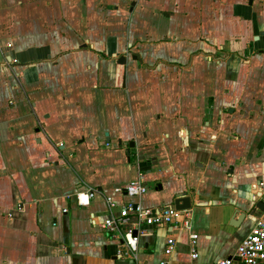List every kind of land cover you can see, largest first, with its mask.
<instances>
[{"label":"crops","instance_id":"1","mask_svg":"<svg viewBox=\"0 0 264 264\" xmlns=\"http://www.w3.org/2000/svg\"><path fill=\"white\" fill-rule=\"evenodd\" d=\"M139 178L144 209L190 197L192 228L132 253L97 225ZM262 184L264 0H0V264H217Z\"/></svg>","mask_w":264,"mask_h":264},{"label":"built area","instance_id":"2","mask_svg":"<svg viewBox=\"0 0 264 264\" xmlns=\"http://www.w3.org/2000/svg\"><path fill=\"white\" fill-rule=\"evenodd\" d=\"M10 46V43H8ZM259 191H264V184ZM117 194H122L132 201L123 205L118 216H111L103 223L97 225L99 228L115 237L123 239V245L128 251L136 253L138 251L139 238L145 233L146 226L164 227L172 226L176 231L183 228L190 230L192 228V218L190 210H177L174 205H170L161 210L144 209L141 205L136 204L133 200L143 197L148 188L142 178L131 182L125 188H117ZM94 190L88 192H78L77 202L79 206L86 207L90 199L95 196ZM107 203L110 211L117 207L113 197H107ZM135 206H137L135 208ZM23 205L19 204L18 209L22 210ZM68 212L67 209L64 210ZM137 232V237L134 236ZM191 257L198 260V236H190ZM176 250V240L170 236L165 248V256L171 257ZM160 264H168L162 261ZM217 264H264V212L260 219H255V226L251 233L246 236L239 244L235 256L226 258L217 262Z\"/></svg>","mask_w":264,"mask_h":264},{"label":"water","instance_id":"3","mask_svg":"<svg viewBox=\"0 0 264 264\" xmlns=\"http://www.w3.org/2000/svg\"><path fill=\"white\" fill-rule=\"evenodd\" d=\"M259 38H256L258 40ZM8 61H11L10 58H8ZM125 57L119 58V63L120 64H125L126 63ZM131 148L135 147V145L132 143ZM263 194H259V197L261 198ZM175 206L177 210H191L192 209V203H191V198L186 196L185 194H179L177 198L175 199L174 203L172 204ZM137 206H135L136 208ZM257 207L261 210L264 211V203L259 202L257 204ZM237 216V213L235 214V217ZM235 217L231 221V225L233 226H240L243 220L246 218V214H242L238 220H235ZM134 236L137 237V232H135Z\"/></svg>","mask_w":264,"mask_h":264}]
</instances>
